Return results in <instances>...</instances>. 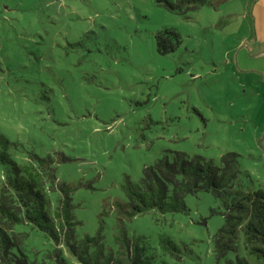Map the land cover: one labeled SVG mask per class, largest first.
Instances as JSON below:
<instances>
[{
	"label": "rangeland",
	"instance_id": "374dc122",
	"mask_svg": "<svg viewBox=\"0 0 264 264\" xmlns=\"http://www.w3.org/2000/svg\"><path fill=\"white\" fill-rule=\"evenodd\" d=\"M255 1L184 15L165 0H0V132L53 157L58 179L75 187L80 236L101 229L115 248L113 202L126 200V176L139 182L165 153L220 163L236 151L243 186L264 187V31L252 33ZM165 27L181 43L162 53L156 33ZM187 205L128 219L127 232L154 246L171 237L181 247V257L167 256L172 264H227L232 253L216 250L225 223L217 195L190 193Z\"/></svg>",
	"mask_w": 264,
	"mask_h": 264
},
{
	"label": "trees",
	"instance_id": "16d2710c",
	"mask_svg": "<svg viewBox=\"0 0 264 264\" xmlns=\"http://www.w3.org/2000/svg\"><path fill=\"white\" fill-rule=\"evenodd\" d=\"M228 0H165L174 12L188 15L202 5L219 7ZM158 50L174 51L181 43L173 27L157 31ZM172 156V157H171ZM165 153L143 168L139 182L126 176V200L113 202L118 223L117 246L108 248L101 229L78 233L83 224L75 213V187L57 177L52 156H40L20 147L0 132V264H172L167 256L181 257V247L162 235L160 246L144 236L131 237L128 219L149 212H186L187 196L212 190L221 203L225 223L216 233L219 258L232 256L227 264H264V187L246 189L239 153L222 154L220 163L184 151ZM46 237L49 244L40 243ZM181 264V263H177Z\"/></svg>",
	"mask_w": 264,
	"mask_h": 264
},
{
	"label": "crops",
	"instance_id": "0c3cea01",
	"mask_svg": "<svg viewBox=\"0 0 264 264\" xmlns=\"http://www.w3.org/2000/svg\"><path fill=\"white\" fill-rule=\"evenodd\" d=\"M251 26L254 37H259L264 31V0H256L251 7Z\"/></svg>",
	"mask_w": 264,
	"mask_h": 264
}]
</instances>
